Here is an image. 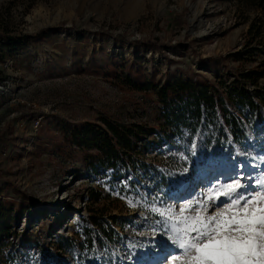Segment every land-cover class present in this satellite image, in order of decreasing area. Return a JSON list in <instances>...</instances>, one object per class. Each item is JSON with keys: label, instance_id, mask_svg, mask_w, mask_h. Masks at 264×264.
Listing matches in <instances>:
<instances>
[{"label": "rangeland", "instance_id": "374dc122", "mask_svg": "<svg viewBox=\"0 0 264 264\" xmlns=\"http://www.w3.org/2000/svg\"><path fill=\"white\" fill-rule=\"evenodd\" d=\"M261 15L260 9L247 10L233 0H0V30L15 37L39 34L19 47L0 42V226L8 229L6 237L19 234L11 240L20 254L18 262L8 261L6 250L0 264H164L172 241V232L162 226L165 218L181 229L183 217L212 215L207 202L180 209L202 200L213 183L223 184L232 175V158L255 165L246 169L254 179L264 176V130L242 150L233 146L217 156L197 151L195 139L179 144L146 136L142 143L148 150L121 182L112 171L91 175L78 150H51L60 125L103 117L157 125L156 94L131 90L101 70L121 71L127 63L163 80L189 70L215 80L209 59L247 48L250 24ZM161 44L171 49H160ZM253 47L262 57L264 33ZM257 60L227 64L240 71ZM222 72L232 76L230 70ZM38 112L45 115L31 122ZM179 148L193 155L179 152L181 162L174 167L175 158L168 156ZM92 192L99 202L90 199ZM8 202L22 207L12 209ZM90 212L103 214L108 228L115 226L113 217L118 219L123 226H115L116 242L81 254L49 248L61 234L81 233V218ZM153 231L162 236L157 242L150 239ZM180 254L174 264H187L188 257Z\"/></svg>", "mask_w": 264, "mask_h": 264}, {"label": "trees", "instance_id": "16d2710c", "mask_svg": "<svg viewBox=\"0 0 264 264\" xmlns=\"http://www.w3.org/2000/svg\"><path fill=\"white\" fill-rule=\"evenodd\" d=\"M233 1L239 2L247 10L260 9L263 15L250 24L248 34L251 39L247 48L230 54L227 58L220 57L219 61L209 59L215 80L193 70L174 75L164 74L167 78L163 80L157 78L155 72L148 75L145 71L128 67L127 63L122 64L121 71L116 66L107 68V71L101 70L106 76L122 80L121 83L131 90L156 94L157 125L152 127L138 122L122 123L106 117L97 122L85 121L74 126L60 125V136L53 135L55 144L51 150L59 153H66L68 149L78 150L84 167L91 175L112 171V176L120 182L130 174L132 165L140 161L143 150H148L149 144L142 143L146 136L173 139L179 144L195 139L197 151L206 156H217L233 146L242 150L249 139L264 130V53L260 57L259 49L253 47L255 39L264 33V0ZM30 37H39V34L15 37L0 30V42L7 41L12 47L23 45V41ZM162 47L171 49V46L166 44L159 46L160 49ZM3 58V52L0 50V60ZM230 59L239 63L258 60L254 67L238 71L227 64ZM225 69L230 70L231 77L222 72ZM44 115L38 112L31 118V122L39 121ZM40 125L43 126L41 122ZM53 143H49L50 147ZM180 149L168 156L175 158L174 167L178 161L181 162L177 158L181 152L186 153L185 156L193 155L192 151ZM20 194L35 202V198L28 193L20 191ZM90 199L95 202L101 200L94 192ZM8 204L12 209L22 207L18 202ZM2 209L0 207V216ZM90 213L88 218H81V233L72 236L61 234L49 244V248L59 252L81 254L104 248L106 242H116L115 226L119 224L118 219L113 217L115 226L108 228V221L103 214ZM7 230L0 226V257L8 250V261L18 262L20 254L12 241L19 238V234L15 232L11 240L3 234Z\"/></svg>", "mask_w": 264, "mask_h": 264}, {"label": "snow or ice", "instance_id": "6c2138e0", "mask_svg": "<svg viewBox=\"0 0 264 264\" xmlns=\"http://www.w3.org/2000/svg\"><path fill=\"white\" fill-rule=\"evenodd\" d=\"M232 159V175L223 184L213 183L202 200L180 209L207 202L212 215L183 217L181 229L169 223L170 217L164 220L166 232L176 236L172 246L188 257L187 264H264V176L254 179L246 169L255 165Z\"/></svg>", "mask_w": 264, "mask_h": 264}, {"label": "bare ground", "instance_id": "6f19581e", "mask_svg": "<svg viewBox=\"0 0 264 264\" xmlns=\"http://www.w3.org/2000/svg\"><path fill=\"white\" fill-rule=\"evenodd\" d=\"M223 174H225V172L223 173H218V175H223ZM209 181H210V179H209ZM211 182H213V181H211ZM205 184V183H204ZM205 186V185H204ZM209 186V185H208ZM204 189H200V191H203ZM157 226H158V224H157ZM160 228L158 227V229L157 230H159ZM151 234H153V236L150 238L151 239V241L152 242H157L158 241V239L159 238H162V236H160V235H158V236H155L157 233L155 232V231H153V232H151ZM174 239H176V236H175V234L172 232V234H171V236H170V241L171 240H174ZM166 245H168L167 246V250H166V252H171L170 254H168L167 256H166V258H164L163 260L165 261V263L164 264H174L175 262H177V261H179L180 260V253H181V251H178L175 247H173L172 246V241H171V243L169 244H166ZM172 256H176L177 257V259H175V260H173V259H171V257Z\"/></svg>", "mask_w": 264, "mask_h": 264}]
</instances>
